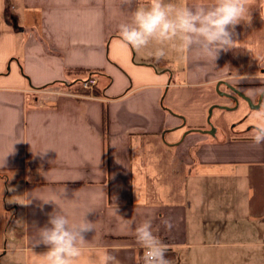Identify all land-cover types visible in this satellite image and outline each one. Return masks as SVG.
<instances>
[{
	"label": "crops",
	"instance_id": "1",
	"mask_svg": "<svg viewBox=\"0 0 264 264\" xmlns=\"http://www.w3.org/2000/svg\"><path fill=\"white\" fill-rule=\"evenodd\" d=\"M142 3L0 0V252L19 264H43L36 233L53 211L94 224L78 264L102 251L142 264L134 229L146 219L168 260L203 237L264 239L258 109L233 90L258 104L242 90L264 87V0H249L250 23L216 60L171 46L157 60L155 45L122 43L119 25ZM89 78L97 86L84 93L50 86Z\"/></svg>",
	"mask_w": 264,
	"mask_h": 264
},
{
	"label": "clouds",
	"instance_id": "2",
	"mask_svg": "<svg viewBox=\"0 0 264 264\" xmlns=\"http://www.w3.org/2000/svg\"><path fill=\"white\" fill-rule=\"evenodd\" d=\"M249 0H214L210 6H178L171 0H147L131 13L129 23L119 25V39L135 49L156 45L157 60L166 54V47L178 51L191 50L198 56L217 59L220 52L235 48V28L246 20ZM264 19V11L260 13ZM237 82L259 79L236 73ZM264 82V81H262ZM246 95L264 98V87L242 90ZM254 117L259 121L250 133L253 143H264V99H260ZM48 222L36 233V243L47 251L41 256L43 264H78L82 255L84 233L94 229L86 218L79 224L70 223L62 211L48 214ZM165 227L171 228L170 221ZM137 243L143 249L142 264H170L166 258L167 246L153 232L151 219H146L134 229ZM98 264H111L115 257L106 251L98 252Z\"/></svg>",
	"mask_w": 264,
	"mask_h": 264
},
{
	"label": "rangeland",
	"instance_id": "3",
	"mask_svg": "<svg viewBox=\"0 0 264 264\" xmlns=\"http://www.w3.org/2000/svg\"><path fill=\"white\" fill-rule=\"evenodd\" d=\"M171 2L183 6L182 0H171ZM210 125L213 126L212 122ZM9 207L13 212V205ZM10 218L12 219V215ZM254 234L250 239H244L245 236L228 235L218 241L203 237L200 240L201 246L191 250H178L177 253L169 256L170 264H264V246L262 245L264 239ZM216 242H221L223 245H211ZM0 264L19 263L10 254L4 255L2 251Z\"/></svg>",
	"mask_w": 264,
	"mask_h": 264
},
{
	"label": "trees",
	"instance_id": "4",
	"mask_svg": "<svg viewBox=\"0 0 264 264\" xmlns=\"http://www.w3.org/2000/svg\"><path fill=\"white\" fill-rule=\"evenodd\" d=\"M82 83H83V81H76V82H73V83L68 85V84L63 83V82H58V83H55V84L50 85V86L60 85V86H63L64 88H66L67 90H71V91L73 90L76 93L87 92L85 89H83Z\"/></svg>",
	"mask_w": 264,
	"mask_h": 264
},
{
	"label": "water",
	"instance_id": "5",
	"mask_svg": "<svg viewBox=\"0 0 264 264\" xmlns=\"http://www.w3.org/2000/svg\"><path fill=\"white\" fill-rule=\"evenodd\" d=\"M221 84H219V86H220ZM239 96H241L243 99H245V100H247V102L250 104V106L252 107V108H254V109H258V105H259V103H260V99H264V98H260L259 99V102H258V104L255 106V105H253V103L251 102V100L249 99V98H247V97H245L244 95H242L241 93H239V92H237L235 89H233ZM223 96L224 95H226V94H222ZM226 96H228V95H226ZM213 109L214 108H212L211 110H210V117H211V115H212V112H213ZM225 109H228V108H225ZM229 110V109H228ZM202 133H205V134H208V135H211V136H215V134H216V129L214 128V127H212V129L211 130H208V131H201Z\"/></svg>",
	"mask_w": 264,
	"mask_h": 264
},
{
	"label": "built area",
	"instance_id": "6",
	"mask_svg": "<svg viewBox=\"0 0 264 264\" xmlns=\"http://www.w3.org/2000/svg\"><path fill=\"white\" fill-rule=\"evenodd\" d=\"M97 86V81L93 78H89L82 83L83 89L86 91H93L94 88Z\"/></svg>",
	"mask_w": 264,
	"mask_h": 264
}]
</instances>
